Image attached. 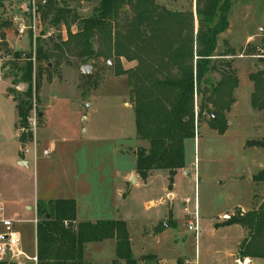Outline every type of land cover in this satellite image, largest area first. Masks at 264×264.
Returning a JSON list of instances; mask_svg holds the SVG:
<instances>
[{
    "label": "rangeland",
    "instance_id": "374dc122",
    "mask_svg": "<svg viewBox=\"0 0 264 264\" xmlns=\"http://www.w3.org/2000/svg\"><path fill=\"white\" fill-rule=\"evenodd\" d=\"M66 2L81 18L91 16L96 6V2L85 0ZM156 3L174 12L196 11L195 0ZM32 6V0H0V25L10 20L6 15L15 8L23 16L10 20V31L11 45L19 43L17 47L25 52L38 36L56 38L60 34L46 23L37 37L20 35L21 22L31 25ZM228 19V30L218 38L214 64L220 69L231 64L239 79L237 104L233 110L231 107L224 134L209 128L207 118L198 125L195 139L185 141V171L177 173L172 188L166 170L151 173L145 181L136 172L135 152L148 145L137 139L129 88L125 76H116V62L111 60L112 66L105 59L92 62L94 77L89 82L82 64L71 59L69 65L53 73L52 81L46 76L42 80L38 106L30 116L32 140L28 130L17 127L15 103L7 95L9 84L0 81V189L10 191L8 196L15 198L24 216L28 213L25 203L32 206L37 200L74 199L81 222H126L138 260L153 253L168 260L158 264H177L176 258L185 264L184 259L209 264L206 248L197 237L200 228L207 240L210 224L225 228L231 216L252 211L264 198V184L253 180L264 167V152L247 146L248 141L264 140V118L252 112L253 86L249 81L251 73L263 68L264 0H233ZM248 35H252L249 41ZM121 62L124 70L137 65L124 59ZM212 78L219 80L220 76ZM23 133L26 144L17 138ZM36 141L39 144L35 146ZM23 145L27 147L22 149ZM22 155L29 166L16 165ZM224 214L227 217L222 218ZM18 228L28 254L33 255V225L19 224ZM240 234V228L234 227L209 238L224 252L236 247ZM223 252L215 257V263L221 261ZM86 256L93 264H109L115 258V247L111 242L91 243Z\"/></svg>",
    "mask_w": 264,
    "mask_h": 264
},
{
    "label": "trees",
    "instance_id": "16d2710c",
    "mask_svg": "<svg viewBox=\"0 0 264 264\" xmlns=\"http://www.w3.org/2000/svg\"><path fill=\"white\" fill-rule=\"evenodd\" d=\"M38 1L40 29L48 23L60 32L56 38L39 36L29 52L13 50L2 31L11 21L0 25V80L10 82L7 93L15 103L17 127L28 130L33 139L30 116L38 106L44 76L52 81L53 73L71 59L92 67L96 60H114L116 76L126 77L137 139L148 145L135 152L136 172L145 181L151 173L166 170L172 188L177 173L185 169V141L195 139L198 125L208 118L209 128L219 134L228 129L226 115L236 102L239 79L230 63L220 69L214 57L219 36L229 28L233 0H196V15L170 11L156 0H85L96 2L87 18L66 0ZM62 29L68 33L66 40ZM123 59L137 65L124 70ZM260 61L263 68L251 73L249 81L251 107L264 118V58ZM25 136L19 137L22 144ZM247 146L264 152V140L248 141ZM253 180L264 184V169ZM36 215V264H92L87 245L106 241L115 242L112 264H158L153 255L134 257L126 222H78L73 199L39 200ZM236 225L246 231L238 257L264 260V198L257 208L231 216L224 226ZM177 264L185 263L179 259Z\"/></svg>",
    "mask_w": 264,
    "mask_h": 264
},
{
    "label": "crops",
    "instance_id": "0c3cea01",
    "mask_svg": "<svg viewBox=\"0 0 264 264\" xmlns=\"http://www.w3.org/2000/svg\"><path fill=\"white\" fill-rule=\"evenodd\" d=\"M12 1H14V0H12ZM195 5H196V0H195ZM22 7H24V4L21 6V8ZM18 12L19 11L17 10V8H15L9 14H7L6 17L8 19H10V20H15L16 18L20 19L21 12H19V13ZM193 13H194V15H196V11L193 12ZM2 31L4 32V34L6 36V42L9 44V46H10L11 49L18 50V51H24V50H20L17 47V44H19V43H15L14 46L11 45V40H12L13 37H12V34H11L12 32L10 31V28H3ZM72 32L75 33L76 31L74 32L72 30ZM61 33H62L63 40H66L67 39L66 30L64 29ZM251 38H252V35H248L247 41H249ZM21 44H22V42H21ZM4 81H6V80H4ZM7 82H8L9 87H10V82L9 81H7ZM235 91H234V98H235ZM7 95H8V93H7ZM235 100H236V98H235ZM236 104H237V100H236V102L234 104V107L236 106ZM250 104H251V100H250ZM234 107H232V110H233ZM251 109H252V112L254 114H256V116L259 115V117L263 118V116H262L261 113L255 111L252 107H251ZM232 110L229 113H227L228 114V118L227 119H229V116H230ZM43 116H44V114H43ZM17 138L19 140V135L18 134H17ZM38 144H39V141H36L35 146L38 145ZM26 147L27 146H25L24 148H26ZM22 149H23V147H22ZM51 150H52V148H51ZM245 151H247V147L245 148ZM23 155H24V153H23ZM23 155H22V158L20 160H18V162L16 164L19 167H27V166H29V162L26 161L25 156H23ZM263 156H264V153H263ZM263 169H264V167L261 168L259 171H261ZM181 171H185V170L183 169ZM7 191L5 189H3V190L0 189V203H1L2 207H3L4 215H5V217L7 219H15V220L17 219V220L23 221L21 224L33 225L34 236H35L34 254L33 255H30V256H35V255H37V239H36V227H37V225L34 224L33 221L37 218V215H36V204H37L38 200L32 206L31 205H27V203H25L24 206H25V210L28 212L27 214H32L33 215V218H29L27 214L24 216V214L21 213L22 211L19 208L18 203L15 201V198L12 197V196H8V193H10V191H8V192ZM173 196H174V194H173ZM56 200H58V199H56ZM50 201H53V200H50ZM46 202H48V201H46ZM238 207H240V206H238ZM224 217H227V214H224L222 218H224ZM77 221L78 222H81L78 219H77ZM191 223H192V221H189V225ZM199 224L201 225V219H199ZM234 227H239L240 230H241L240 241L236 244V247L234 249H232V250H224V252H223L221 249H218L217 248V245L215 244L214 239L213 238H209V237L216 235L219 231L220 232L228 231V230H230V229H232ZM17 228H18V226H17ZM209 228H211L210 229L211 230V234L210 235H207L208 236L207 240H204V234L201 233V228H200V233L197 236L198 238H200V244H201L200 246L204 245V247L206 248V255L208 257L207 260L210 261L209 264H264V260H258V259H253L252 260V259H249V258H247V259H240L238 257V249H239V246L241 245V243L243 242V240L246 237V231L242 227L236 225V226L225 227V228H216L215 227V223H212V224H210ZM0 232H1V227H0ZM21 236H22L23 248H24L25 252L28 254V248L26 246L27 244L24 242V238H23V235L22 234H21ZM106 242H111L112 245H114V247H115V242L114 241H106ZM200 250H201V248H200ZM200 250H199V256H200V252H201ZM220 252H223L222 253L221 261L215 263V257L217 255H219ZM147 255H153V256H155L156 259H157V261H158V263H159V260L162 261V262H167L168 261L167 259H164L162 257H159L158 255L153 254V253H148ZM178 259L179 258H176L175 261H177ZM114 260H115V258H114ZM114 260H112L109 264H112L114 262ZM184 261L187 264H198L197 263L198 261L200 263V259L199 260L196 259L195 261H190L189 259L188 260L187 259H184Z\"/></svg>",
    "mask_w": 264,
    "mask_h": 264
},
{
    "label": "built area",
    "instance_id": "2783aa9c",
    "mask_svg": "<svg viewBox=\"0 0 264 264\" xmlns=\"http://www.w3.org/2000/svg\"><path fill=\"white\" fill-rule=\"evenodd\" d=\"M62 1V0H58ZM39 1L32 0V9L30 8L31 25L27 26L23 22L18 25V32L20 35H34L37 37V31L40 29L39 15L37 13L36 5ZM31 3V0H30ZM17 21V19H15ZM39 37V36H38ZM261 58H264L262 52ZM23 221L15 219H7L4 215L3 207L0 203V263L6 264H27L37 263V256L28 255L22 244V236L17 226ZM37 225V218L33 221ZM191 225V224H190ZM195 231H198L196 220Z\"/></svg>",
    "mask_w": 264,
    "mask_h": 264
},
{
    "label": "water",
    "instance_id": "95a60500",
    "mask_svg": "<svg viewBox=\"0 0 264 264\" xmlns=\"http://www.w3.org/2000/svg\"><path fill=\"white\" fill-rule=\"evenodd\" d=\"M40 2V1H39ZM108 65H110V66H112V62L111 61H108ZM81 71H82V73H83V75H84V77L88 80V81H90V80H92V78L94 77V73H93V67L92 66H90V65H84V66H82L81 67ZM213 117H214V115H213ZM23 148L25 147L24 145L22 146ZM188 172V171H187ZM133 181V180H132ZM133 183H134V181H133ZM167 226V225H166Z\"/></svg>",
    "mask_w": 264,
    "mask_h": 264
}]
</instances>
